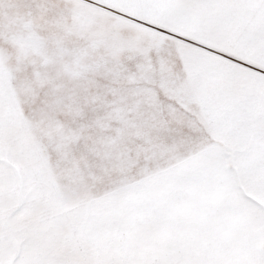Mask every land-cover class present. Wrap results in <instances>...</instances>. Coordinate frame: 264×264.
Here are the masks:
<instances>
[{
	"label": "snow or ice",
	"instance_id": "obj_1",
	"mask_svg": "<svg viewBox=\"0 0 264 264\" xmlns=\"http://www.w3.org/2000/svg\"><path fill=\"white\" fill-rule=\"evenodd\" d=\"M0 264H264V0H0Z\"/></svg>",
	"mask_w": 264,
	"mask_h": 264
}]
</instances>
